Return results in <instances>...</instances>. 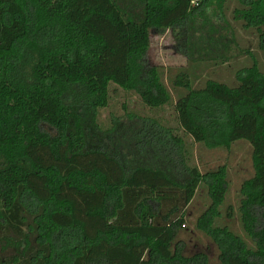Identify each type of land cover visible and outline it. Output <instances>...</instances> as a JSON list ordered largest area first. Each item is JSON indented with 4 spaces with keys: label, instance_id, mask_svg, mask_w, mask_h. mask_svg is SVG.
I'll return each instance as SVG.
<instances>
[{
    "label": "trees",
    "instance_id": "16d2710c",
    "mask_svg": "<svg viewBox=\"0 0 264 264\" xmlns=\"http://www.w3.org/2000/svg\"><path fill=\"white\" fill-rule=\"evenodd\" d=\"M128 1L0 0V264H264V74L257 68L239 72L233 87L175 80L187 89L175 103L179 126L194 142L252 147L255 172L242 184L240 213L253 246L216 225L225 167L190 168L172 128L149 120L137 130L145 165L88 146L84 114L107 104L111 83L151 108L172 102L160 68L146 58L151 32L181 25L199 8L191 0H139L141 18ZM250 11L264 21V0ZM168 171L190 179L179 184ZM203 183L212 204L198 227L219 249L215 262L185 255L179 239ZM14 238L27 248L4 258L2 243Z\"/></svg>",
    "mask_w": 264,
    "mask_h": 264
},
{
    "label": "rangeland",
    "instance_id": "374dc122",
    "mask_svg": "<svg viewBox=\"0 0 264 264\" xmlns=\"http://www.w3.org/2000/svg\"><path fill=\"white\" fill-rule=\"evenodd\" d=\"M252 1L257 0H206V3L196 6L198 10L181 25L151 32L146 58L151 65L160 68L164 83L173 96L171 103L151 108L133 89L111 83L107 104L96 109L90 107L83 119L88 146L107 147L122 160H140L143 165L148 163L149 156L138 158L135 135L144 121L151 120L172 128L184 139L186 162L190 168L197 167L205 174L225 167L228 189L224 202L219 206L220 218L216 225H226L251 246L253 242L242 226L240 204L242 184L255 172L252 147L246 141H238L229 148L208 149L204 144L194 142L179 126L175 103L187 89L183 85L176 87L175 80L179 76L189 78L191 88L195 89L204 87L208 80L233 87L238 84V73L245 69L255 67L264 74V21L261 13L246 14L251 13ZM126 4L128 10L133 9L142 18V2L129 0ZM75 92L73 99L78 100L82 107L85 102L81 101L84 100L82 92L79 89ZM150 166L156 167L152 163ZM168 173L179 184H186L190 179L186 172ZM211 204L208 187L203 183L184 212L185 224L179 239L185 245V255L204 253L215 262L218 261L219 249L212 237L198 227L199 219ZM19 242L15 238L5 240L1 256L8 258L24 252L27 244Z\"/></svg>",
    "mask_w": 264,
    "mask_h": 264
},
{
    "label": "built area",
    "instance_id": "2783aa9c",
    "mask_svg": "<svg viewBox=\"0 0 264 264\" xmlns=\"http://www.w3.org/2000/svg\"><path fill=\"white\" fill-rule=\"evenodd\" d=\"M202 2V0H191V7H196L198 5H200V3Z\"/></svg>",
    "mask_w": 264,
    "mask_h": 264
}]
</instances>
